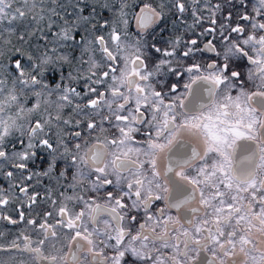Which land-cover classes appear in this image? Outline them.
<instances>
[{
    "label": "snow or ice",
    "instance_id": "snow-or-ice-1",
    "mask_svg": "<svg viewBox=\"0 0 264 264\" xmlns=\"http://www.w3.org/2000/svg\"><path fill=\"white\" fill-rule=\"evenodd\" d=\"M189 3L193 21L185 24V34L194 33L192 38L178 36L162 49L149 44L143 31L135 39L121 33L115 21L104 34L109 20L93 24L91 32L101 34L77 40L78 29L95 15V10L83 15L88 6L82 0H0V24L7 21L0 34L23 28L20 40L35 37L36 51L43 50L39 64L28 57L33 70L67 62L64 49L69 46L84 44L83 51L90 53L87 61L81 59L89 66L83 95L70 86L50 88L35 74L25 78L22 59H15L19 75L11 78V86L0 79V169L10 166L21 177L0 188V220H25L22 198H27L30 213L40 195L27 181L35 176L39 184L58 159L68 164L59 177L75 169L58 199L46 190L44 200H51L52 211L43 213V222L27 220L36 238L21 233L7 246L0 244V264H67L69 259L72 264H225L237 246L246 257L244 264H264V250L250 235L253 228L264 235V0H160L158 8L144 4L136 14L138 26L146 30L162 22L165 9L175 17L173 26L184 23ZM126 8L125 0L115 8L125 25ZM45 21L47 27H41ZM205 22L208 27H202ZM201 38L206 41L202 47ZM206 53L208 59L203 58ZM154 54L159 56L155 63ZM244 61L246 79L237 70ZM172 77L176 82L169 86ZM74 100L79 102L73 111L87 117L89 132L112 135L96 137L90 146L87 140L76 143L75 151L62 138L54 146L53 120L57 126L61 121L49 108L62 110ZM81 124L75 121V127ZM68 135L79 140L82 133ZM184 135L199 140L203 154ZM37 148L52 156L49 167L25 175ZM161 155L166 160L163 174L158 170ZM3 175L11 179L14 171ZM108 186L115 191H107ZM102 190L104 203L93 195ZM197 196L198 206L185 209ZM161 200L165 207L154 212V202ZM14 201L21 203L6 212ZM172 209L184 223L170 215ZM141 212L144 221L133 234ZM51 219L55 222L49 223ZM49 242L53 253L45 254Z\"/></svg>",
    "mask_w": 264,
    "mask_h": 264
},
{
    "label": "flooded vegetation",
    "instance_id": "flooded-vegetation-1",
    "mask_svg": "<svg viewBox=\"0 0 264 264\" xmlns=\"http://www.w3.org/2000/svg\"><path fill=\"white\" fill-rule=\"evenodd\" d=\"M91 1V0H90ZM127 4V8L125 10L124 19L128 21V23L125 25L123 24L118 17V14L115 11L116 6L119 5L120 0H98L95 4L90 3L92 5V10L86 9L85 12H91L93 13V10H95L94 17L90 20L89 23L92 24H98L102 23L104 20H109L110 25L109 27H106L104 29V34H107L111 30V23L113 21L116 22V26L120 29L121 33L127 32V34L132 37L133 39L136 38V34L143 31L145 33V39L149 44L155 42L159 47L167 48L168 47V41L174 40L176 37L180 36L183 39H190L192 38L193 34L192 32H187L185 34V24H191L193 21V17L191 15V4L189 3V11L184 14L183 20L184 23L177 22L175 26H173V20L175 17L168 12L167 9H165L166 16L165 19L162 22L154 24L152 27L142 30L139 28L136 14L140 12V9L144 6V4H149L154 8H158L160 4V0H125ZM222 2V0H212V3H218ZM104 4H108L110 7L113 8L112 11H109L108 8L103 7ZM249 11L251 10V4H249ZM203 15H208L207 12L202 13ZM210 22H205L202 27H208ZM235 23V21H233ZM88 25V24H87ZM80 27L78 29V32L80 31L81 34L76 35V39L80 40L81 36L87 35V30L90 31L89 27ZM197 33L201 31V28H197L195 30ZM101 34L99 31L95 32L94 35ZM206 42L204 38H201L200 45L202 47L203 43ZM85 45L81 44L79 48H76L74 46H69L64 49V52L68 55L69 59L67 62H58L55 64H49L46 66H41L40 68H37L35 70L32 69L31 64L28 62V60H22L24 66H25V72L26 77L30 74L37 75L43 84H47L50 88H55L57 84H60L61 87L64 86H70L74 87L79 91L82 95L85 92V85L88 83V81L84 78L87 70H88V64L84 63L81 64V59L83 61H87L89 58L90 53L84 52ZM210 57V54H205L204 59H208ZM211 58H215L212 56ZM159 59V56L154 54L152 62L155 63V61ZM11 68L12 72L15 76H18L19 73L14 68L15 60H11ZM32 63L39 64L40 60H32ZM247 61H244L239 69L242 73H244V78L246 79L247 76ZM6 77L4 79L9 80V86L10 80L13 77L12 74L8 73V70L6 69ZM71 74V75H70ZM167 79V77H165ZM186 79V77H185ZM172 82H176V78L172 77L171 80L168 81L169 86ZM181 87L179 91H183V83L184 80L179 81ZM250 87V85H249ZM166 90V89H165ZM254 90V89H253ZM235 94V93H233ZM53 100L56 99V96L53 95ZM29 101L34 102L32 100V97H29ZM79 102L78 100H74L72 105L65 106L62 110H57L54 106L49 108V112H51L53 117L59 116L60 123L57 126L56 120H53V128H52V134H51V142L53 145H57L59 143V140L62 138L67 143V146L72 151H75L74 145L76 143L84 144L85 140H87L88 145H92L96 143V137H100L101 139L105 136H111V131H105L101 132L99 129H97L95 132H89L87 130V117L83 116L82 114H77L73 111V108L75 104ZM28 107H31V103H28ZM43 111V108L41 109ZM106 114V113H105ZM95 119L98 121L99 117H95ZM64 120H69L71 123L65 125L63 123ZM81 120L82 124L80 127H75V121ZM105 129L108 128L107 124L104 125ZM80 131L82 133L79 140L72 139L68 134L72 132ZM10 139H12L10 137ZM138 139H144V137H138ZM182 139L191 142L200 152L203 154V144L188 135H184ZM25 142H27V139L25 138ZM16 148H19V141H17ZM13 148L12 144H9V149ZM36 152V155L32 157V159L28 162V169L25 171V175H28L31 173H43L45 170L48 169L49 163L52 160V156L49 155V152L43 148H37L34 149ZM64 151L63 148L60 149V152L62 153ZM209 163H211V160H209ZM166 166V160L164 159L163 155H161L158 158V170L163 174L164 169ZM68 169V164L63 159H58L56 162V165L53 167L51 173L48 176L41 175L39 177L40 182L39 184L36 183V177L34 176L32 180L27 181V183L31 186L32 192H39L40 195L38 197L37 203L32 207L31 212L29 213V206L27 198H22V210L25 212V220L19 221V215L18 213H13V219L18 220L19 222L17 224H10L7 221L0 220V233H3V236L0 237V244H3L7 246L17 235L23 233L25 235L33 234V228L27 224L28 219H35L37 225L41 222H43V213L45 211H52V204L51 200L45 201L44 197L48 195L49 193L46 190H51V196L52 199H58L59 194L61 191L64 190V188L61 187V185L67 186L68 183H71L72 175L75 172V169H71L70 171H67L66 178L65 177H59V173L62 171H66ZM9 170L14 171V177L13 178H7L3 175L4 172H7ZM21 177L19 172H16L14 169H11L10 166L5 167L3 169H0V188L7 189L9 184H14L20 182ZM107 191H115V189L111 186L107 187ZM31 194V192H30ZM66 194L70 195L72 194L71 191L67 192ZM119 195V193H116ZM93 195H96L100 197L98 202L104 203L105 201L102 199L106 192L102 190L100 193H94ZM199 197L193 201H191L189 204L185 205L186 208H192L198 206ZM21 201H14L12 205H10L7 209H5L6 212L11 211L12 208L15 207L16 204H20ZM154 208L152 209L154 212L157 209L164 208L166 205L165 200L161 201H155L154 202ZM185 209H181V212H183ZM79 210V209H77ZM203 211V209H201ZM170 215L173 217H179L180 223H184V218L181 216L175 209L170 210ZM191 218V217H189ZM144 221V213L141 212L139 217L137 218L134 225H132L133 234H135L136 230L139 229L140 223ZM49 223H54L55 220L51 219L48 221ZM187 227L188 225L185 224ZM152 224L148 225V228L151 229ZM173 227L178 228L179 225H173ZM175 234H173L174 236ZM251 238L256 243V247L264 250V235L260 234L258 231H256L255 228L252 229ZM32 238L35 239L36 236L33 234ZM182 240V237H181ZM173 243H175V239L172 240ZM52 242H49L48 245H46L44 251L45 254L53 253V249L51 246ZM83 243V242H82ZM64 244L67 245V241H64ZM181 248L183 247V244H180ZM57 247H60L59 244H57ZM85 248H87V245H84ZM69 249L67 246L63 247V253H68ZM62 253V254H63ZM209 258H211V252L205 253ZM246 257L244 256V253L240 252L239 246L235 249L234 254L231 257H225L224 261L225 264H244ZM67 264H72L71 260L69 259L67 261Z\"/></svg>",
    "mask_w": 264,
    "mask_h": 264
},
{
    "label": "rangeland",
    "instance_id": "rangeland-1",
    "mask_svg": "<svg viewBox=\"0 0 264 264\" xmlns=\"http://www.w3.org/2000/svg\"><path fill=\"white\" fill-rule=\"evenodd\" d=\"M98 0H82V6L84 4H86L88 7V10H92V5H90V3L95 4ZM62 2L67 3L68 0H62ZM74 2V0H73ZM18 6V5H14ZM49 7H51V5H48ZM91 12H83V15H90ZM7 27V21H5L3 24H0V28H6ZM41 27L46 28L47 27V21L44 22V24L41 25ZM87 27L90 28V31L87 30V35L90 33L91 35H94V33L91 32L92 29V24L88 23ZM20 31V30H19ZM24 31V29H21L20 32ZM18 32V31H17ZM16 31L14 30L12 33L9 32H3L2 34H0V36L2 37V40L0 41V43L3 45L4 43H8L10 45H12V49H6L5 51L0 52V79H4V77H6V69L8 70L9 74H12L13 76L14 73L12 72V70H10L7 67L11 68V60H15V59H22V60H28V57L30 56L29 54H27L25 51L21 50V48H23L24 44L28 41L30 44H37V40L35 37H29L27 35L24 36L23 41L20 40V33H17L15 36ZM78 34H81V32L79 31ZM16 49L20 50V54H16ZM42 49L40 51L39 54H34V56L32 57V60H40V57L42 55ZM14 57V58H13Z\"/></svg>",
    "mask_w": 264,
    "mask_h": 264
},
{
    "label": "trees",
    "instance_id": "trees-1",
    "mask_svg": "<svg viewBox=\"0 0 264 264\" xmlns=\"http://www.w3.org/2000/svg\"><path fill=\"white\" fill-rule=\"evenodd\" d=\"M21 29H23V28H21ZM21 29H20V31H21ZM20 31H16V33H15V36H16V34L17 33H21ZM2 40V37L0 36V41ZM36 45V44H35ZM34 44H30L28 41L23 45L24 47L23 48H21V50H23V51H25L27 54H29L30 56H34V54H39L40 53V51L38 52V51H36V49H35V46ZM6 49H12V45H10V44H8V43H4L3 42V45L0 43V52H2V51H5ZM0 55H2V54H0Z\"/></svg>",
    "mask_w": 264,
    "mask_h": 264
}]
</instances>
